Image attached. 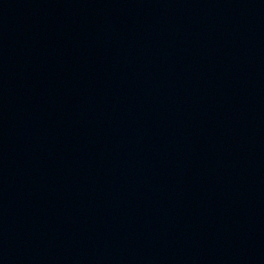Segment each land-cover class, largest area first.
I'll use <instances>...</instances> for the list:
<instances>
[{
  "label": "water",
  "instance_id": "1",
  "mask_svg": "<svg viewBox=\"0 0 264 264\" xmlns=\"http://www.w3.org/2000/svg\"><path fill=\"white\" fill-rule=\"evenodd\" d=\"M0 264H264V0H0Z\"/></svg>",
  "mask_w": 264,
  "mask_h": 264
}]
</instances>
